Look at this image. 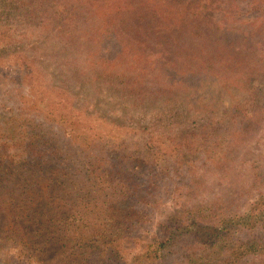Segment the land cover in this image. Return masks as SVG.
Masks as SVG:
<instances>
[{"label":"rangeland","instance_id":"rangeland-1","mask_svg":"<svg viewBox=\"0 0 264 264\" xmlns=\"http://www.w3.org/2000/svg\"><path fill=\"white\" fill-rule=\"evenodd\" d=\"M201 1L209 14L211 32L208 35L212 36L215 47H230V58L236 61L231 63L233 67L220 65L207 69L201 84L199 81L192 83L196 78L182 79L187 84L170 92L169 101L163 103V99H152L155 87L148 82L131 89L135 93L142 89L143 100L125 90L127 82L113 75L104 59L99 58L103 52L109 54L111 49L102 41L98 44L93 39L94 33H88L90 37L80 34L70 45L69 39L63 37L60 16L46 17L48 9L42 8L41 14L37 13L41 20L31 24L30 9L26 6L16 8L14 0H0L1 144L10 153L31 149L30 157L41 155V162L61 168V172H55L60 173L61 181L64 178L69 179L70 185L79 184L74 192L68 190V194L74 196L82 186L91 183L89 177L80 179L83 165L89 166V157L95 154L106 158L104 170L113 186L114 200L132 201L125 204L128 212H132V205L142 209L141 216L131 213L130 220L134 222L129 227L126 214L117 210L125 224L118 226L123 232L120 247L130 244L123 252L129 259L134 254H142L144 248L160 236V223L170 215L187 217V208L198 204L203 209L193 215H199L204 221H214L213 217L218 214L232 209L245 210L254 201V189L248 188L254 168L248 161L264 158V11L237 18L230 10L242 7V0ZM56 2V11L61 13L67 0ZM103 2L117 3L116 0L100 1ZM45 3L43 0L42 7ZM254 34L262 38H249ZM155 38L157 36L148 40L151 50L144 51L146 66L162 62L168 55L166 42ZM172 75L177 78L174 71ZM237 102L242 104L243 110L255 111L261 123L257 125L254 138L239 151L240 157L226 166H214V160L192 161L196 156L193 154L188 165L182 163L187 152L183 153L185 149L176 152L167 144L170 143L165 130L168 128L162 123L154 129L145 124L153 120L158 110H171L163 115L164 122L175 113L180 115L176 126L184 127L191 120L200 124L206 120L196 118L198 115L220 114ZM179 109H183L182 114ZM42 118L45 119L42 133L32 140L27 125ZM35 125L37 123L31 124ZM151 131L150 141L157 151L165 150V155L156 156L158 161L145 145ZM163 134L166 135L162 137ZM39 138L43 143H34ZM90 141H95L92 152L86 149ZM211 155L210 151L206 153V157ZM148 157L154 158L155 164L149 162ZM183 167L188 168L189 181H181L186 180L181 178ZM45 170L42 174L50 180L54 173ZM69 184L64 181L62 186ZM152 187L162 200L157 199L160 200L158 204L143 209L146 208L143 200L148 197L147 193L153 192ZM254 207L251 211L263 213V206ZM119 215L117 218L121 220ZM131 236L135 237L134 241L130 240ZM19 254L20 244L0 234V264H39L36 260L28 261L24 253L21 257ZM149 258L140 256L134 264H147ZM241 264H264V259L254 256L253 260H243Z\"/></svg>","mask_w":264,"mask_h":264},{"label":"trees","instance_id":"trees-1","mask_svg":"<svg viewBox=\"0 0 264 264\" xmlns=\"http://www.w3.org/2000/svg\"><path fill=\"white\" fill-rule=\"evenodd\" d=\"M44 1L43 7V0H14L13 4L16 8L26 6L30 9L31 24L41 20L38 14L42 8L44 11L48 9L46 17L60 16V20L63 19V37L69 39L70 45L72 39L77 41L78 35L90 37L88 33H94L93 39L98 44L102 41L111 49L109 54L103 52L99 58L104 59L113 75L127 82L124 88L129 93H135L131 90L133 86L148 82L155 87L152 99H163V103H167L170 92L187 84L182 79L196 78L192 83L199 81L201 84L207 69L220 65L231 67V63L236 61V58H230V47H215L212 36L208 35L211 23L201 0H116L114 4L100 3L102 0H67L61 13L56 11V0ZM242 4V7L230 10L232 16L239 18L264 11V0H242ZM155 36V39L159 37L166 42L168 55L162 62L146 66L148 61H144V51L151 50L148 40ZM256 37L259 35L249 38ZM261 38L260 35L258 39ZM147 54L150 55L149 52ZM172 71L177 78L173 77ZM142 92L140 89L134 97L143 100ZM178 111L182 114L183 109ZM170 112L158 110L153 120L145 124L151 129L164 124L170 140L167 144L176 152L181 149H185L183 153L187 152L186 158L182 159L186 165L191 161V154L196 155L192 161L203 159L207 163L214 160V166L234 163L240 157L239 151L250 138H254L257 125L261 123L255 111L243 110L239 102L224 108L220 114L198 115L196 118L206 122L197 124L196 120H191L184 127L176 126L179 114H170L164 122L163 115ZM44 120L35 119L27 125V133H31L32 140L42 133ZM33 123L37 125L31 126ZM150 133L145 145L156 159V156L161 157L159 153L165 155V150L157 151L150 141L153 136L152 131ZM34 143L43 142L39 138ZM94 148L95 141L88 142L86 149L92 152ZM30 151L10 153L0 139V234L20 244L19 256L24 253L28 261L36 260L39 264H134L140 256H148L147 264H241L243 260H253L254 256L264 259V211L262 214L251 211L256 205L264 207V158L248 161L254 168L248 188L255 192L249 208L232 209L213 217L214 221H204L199 215H193L203 208L198 204L190 206L187 217L170 215L161 222L160 236L144 248L146 250L142 254H134L129 259L123 252L130 244L120 247L123 232L118 230V226L125 224L117 210L126 214L129 227L134 222L130 220L131 213L141 216L142 209L132 205V212H128L125 204L132 201L114 200L113 186L105 173L107 159L95 154L89 157V166L83 165L80 179L83 181L89 177L91 183L79 188L74 196L68 194V190L74 192L78 182L70 185L69 179L61 181L60 173L55 174L61 172V168L41 162V155L30 157ZM208 151L212 153L210 157H206ZM149 162L155 164L154 158ZM45 168V171L54 173L50 180L42 174ZM187 171L188 168L183 167L181 178L186 179L181 180L183 182L191 179ZM66 174L63 173V177ZM64 181L69 185L62 186ZM152 188L153 192L147 193L148 197L143 200L146 207L143 209L162 200ZM130 238L135 240L134 236Z\"/></svg>","mask_w":264,"mask_h":264}]
</instances>
